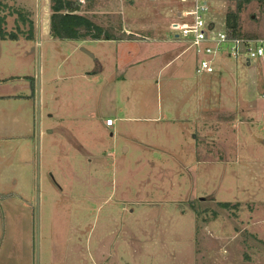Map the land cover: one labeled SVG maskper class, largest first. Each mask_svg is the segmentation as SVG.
I'll return each mask as SVG.
<instances>
[{
    "label": "rangeland",
    "instance_id": "rangeland-1",
    "mask_svg": "<svg viewBox=\"0 0 264 264\" xmlns=\"http://www.w3.org/2000/svg\"><path fill=\"white\" fill-rule=\"evenodd\" d=\"M197 1L264 40V0ZM185 2L80 0L132 46L53 39L51 0H0V264H264V58L198 74Z\"/></svg>",
    "mask_w": 264,
    "mask_h": 264
},
{
    "label": "built area",
    "instance_id": "built-area-1",
    "mask_svg": "<svg viewBox=\"0 0 264 264\" xmlns=\"http://www.w3.org/2000/svg\"><path fill=\"white\" fill-rule=\"evenodd\" d=\"M208 11L207 4L200 5L196 0L194 7L185 15L190 21L172 26L177 38L188 42L196 50L197 56L201 57L198 74L214 75L217 72L214 67L216 59L225 50L230 59L247 65L264 58V40L230 38L225 31H219L206 22ZM106 126L114 127L115 121L108 119Z\"/></svg>",
    "mask_w": 264,
    "mask_h": 264
},
{
    "label": "trees",
    "instance_id": "trees-1",
    "mask_svg": "<svg viewBox=\"0 0 264 264\" xmlns=\"http://www.w3.org/2000/svg\"><path fill=\"white\" fill-rule=\"evenodd\" d=\"M50 35L53 39L62 41H136L137 36L126 32L117 33L114 29L104 28L87 16L81 15L80 0H51ZM25 21V20H24ZM235 26L228 20L227 31L230 38L260 39L254 35L240 36L237 31V19ZM32 25V24H31ZM7 34L2 33V40ZM32 38V37H29ZM12 41H17L15 34L10 36ZM30 40V39H29ZM223 208L230 207L229 204H221ZM238 207V205H236Z\"/></svg>",
    "mask_w": 264,
    "mask_h": 264
},
{
    "label": "crops",
    "instance_id": "crops-1",
    "mask_svg": "<svg viewBox=\"0 0 264 264\" xmlns=\"http://www.w3.org/2000/svg\"><path fill=\"white\" fill-rule=\"evenodd\" d=\"M151 1H156V0H151ZM183 2V1H182ZM188 2H189V0H188ZM183 3H187V2H183ZM190 11V10H189ZM189 11H186L185 13H182V12H179V14H178V18H180V22H182V23H187V22H189L190 21V19L189 18H187L185 15H186V13L187 12H189ZM211 25H213V24H215V23H210ZM172 26H173V24H172ZM171 26V27H172ZM160 30H161V28H159V25H156V26H154V28L153 29H151V32H154V35L156 36V41H154V44L155 45H153L152 47L153 48H155V47H158V48H156L154 51H152V53L154 54V57L155 58H157V59H159V58H161L163 55H165V54H168V53H170V51H169V49H167L166 51L165 50H163L162 48H159V47H162V46H159L161 43H162V38H164L163 36H161L160 35ZM126 33L127 34H130V31H126ZM132 34H134V33H132ZM135 35V34H134ZM137 35V34H136ZM135 35V36H136ZM175 38L176 39H181V38H177V36H176V34H175ZM112 42H122V43H127L128 45H134V44H139V43H137V42H129V41H112ZM173 42V41H172ZM172 42H169V41H166V43L167 44H171V46L173 45L174 46V48H175V42L174 43H172ZM141 44V43H140ZM178 57V56H177ZM177 57H175V58H177ZM174 60V59H173ZM107 127V126H106ZM107 128H113V127H107ZM1 196H5V195H2V194H0V197ZM1 199V198H0ZM0 201H2V200H0Z\"/></svg>",
    "mask_w": 264,
    "mask_h": 264
},
{
    "label": "water",
    "instance_id": "water-1",
    "mask_svg": "<svg viewBox=\"0 0 264 264\" xmlns=\"http://www.w3.org/2000/svg\"><path fill=\"white\" fill-rule=\"evenodd\" d=\"M230 21H231V23H232V27H234L235 26V24H234V17H231L230 19H229ZM85 53H87V52H85ZM88 54V53H87ZM90 55V54H89ZM38 240H37V246H38V259H39V230H38Z\"/></svg>",
    "mask_w": 264,
    "mask_h": 264
}]
</instances>
